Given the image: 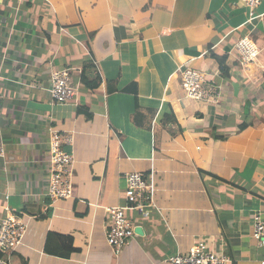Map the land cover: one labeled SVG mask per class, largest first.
Wrapping results in <instances>:
<instances>
[{"label": "crops", "instance_id": "obj_1", "mask_svg": "<svg viewBox=\"0 0 264 264\" xmlns=\"http://www.w3.org/2000/svg\"><path fill=\"white\" fill-rule=\"evenodd\" d=\"M242 38L257 49L246 69ZM182 64L207 72L215 103L184 96ZM61 68L77 90L66 104L49 94ZM0 104V220L3 206L38 215L12 264H170L200 239L230 264H264L252 238L253 214L264 218V0H1ZM49 127L72 135L74 159L73 196L55 202ZM132 171L152 174L155 208L127 211L141 232L115 255L104 209L124 204Z\"/></svg>", "mask_w": 264, "mask_h": 264}, {"label": "built area", "instance_id": "obj_2", "mask_svg": "<svg viewBox=\"0 0 264 264\" xmlns=\"http://www.w3.org/2000/svg\"><path fill=\"white\" fill-rule=\"evenodd\" d=\"M1 1V0H0ZM250 9L262 0H241ZM252 15V11L250 12ZM241 66L253 64L257 56V49L246 38L236 42ZM246 69V68H244ZM180 86L184 96L188 99L215 103L220 95L217 84L208 79L204 70H198L185 64L177 69ZM50 99L54 103L66 104L76 93L71 72L68 68H61L50 73ZM1 114V104H0ZM49 168L45 196L50 202L66 200L73 196V163L72 154L64 150V144H71L72 135L61 132L53 127L48 128ZM4 148L0 125V156ZM126 188L124 204L106 207L107 216L105 239L113 253L117 255L121 249L134 239L137 225L132 224L127 211L134 210L142 217L147 216L149 209L155 208V185L152 174L142 172H128L125 175ZM4 216L0 220V264H12L11 255L22 245L28 228V220L37 217L25 211H15L6 206ZM252 238L258 245L264 246V218L260 214H253ZM206 239L196 241L185 253H176L168 258L170 264H230L229 258L213 246Z\"/></svg>", "mask_w": 264, "mask_h": 264}, {"label": "trees", "instance_id": "obj_3", "mask_svg": "<svg viewBox=\"0 0 264 264\" xmlns=\"http://www.w3.org/2000/svg\"><path fill=\"white\" fill-rule=\"evenodd\" d=\"M215 59L217 60L218 62V65H219V69H220V72L222 74V76H227L228 74V68L227 66L225 65V60L223 58H220V57H217V56H214ZM80 81L81 83L87 87V88H90V89H93V88H96L98 87L99 85V79H94V80H88L84 74V71L82 72V75L80 77ZM113 87H110V85H108V90H111ZM249 123H244L242 124V126L239 127V129H243L244 127L248 126ZM251 125V123H250Z\"/></svg>", "mask_w": 264, "mask_h": 264}, {"label": "water", "instance_id": "obj_4", "mask_svg": "<svg viewBox=\"0 0 264 264\" xmlns=\"http://www.w3.org/2000/svg\"><path fill=\"white\" fill-rule=\"evenodd\" d=\"M0 122H2V118H1V117H0ZM135 232H136V233H140V232H141V228H138V227H137V228L135 229Z\"/></svg>", "mask_w": 264, "mask_h": 264}]
</instances>
